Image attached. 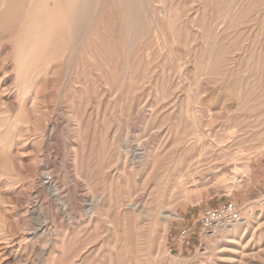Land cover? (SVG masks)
<instances>
[{
	"label": "rangeland",
	"instance_id": "1",
	"mask_svg": "<svg viewBox=\"0 0 264 264\" xmlns=\"http://www.w3.org/2000/svg\"><path fill=\"white\" fill-rule=\"evenodd\" d=\"M104 1L26 74L0 28V264H264V0Z\"/></svg>",
	"mask_w": 264,
	"mask_h": 264
},
{
	"label": "bare ground",
	"instance_id": "2",
	"mask_svg": "<svg viewBox=\"0 0 264 264\" xmlns=\"http://www.w3.org/2000/svg\"><path fill=\"white\" fill-rule=\"evenodd\" d=\"M91 1L92 0H16V4L14 6L12 0H0V28L3 29V31H4L3 34H6L5 36L8 37L9 39H11L13 41V45H15V47H16V54L18 56L17 60H16L17 71L18 72H24V73L25 72H32V71L40 68L42 64H45L46 62H48L50 60V56L53 53H56V52H59L60 54L63 52L65 53V50H67L68 47H70L69 44L71 42L68 44L67 40L69 39L71 32H74L73 38L79 36L81 33L82 29H81V26L78 25V20H80L81 18L86 16L87 5ZM101 1H103V0H101ZM109 1L111 2V0H109ZM115 4H116V2H115ZM115 4H114V6H115ZM118 6H119V4H118ZM108 9H110V7ZM102 12H104V11H102ZM109 12H111V11H109ZM121 16H122V14H121ZM121 16H120V18H121ZM105 19H106V17H105ZM109 21L110 20H108V22ZM113 22L114 21H112V23ZM125 24H127V23H125ZM114 25H115V27L119 28L121 23H120V25L118 24L119 27L116 26V24H114ZM105 27H107V26H105ZM109 30H110V28H109ZM118 31H119V29H118ZM123 32H124V29H123ZM114 33H115V30H114ZM120 37H121V35H120ZM102 45H104V44H102ZM105 45H107V44H105ZM57 48H58V50H57ZM88 48H89V46H88ZM103 48H104V46H103ZM107 50H108L107 52H109V48ZM94 51H96V50H94ZM113 52H114V50H113ZM111 54H112V52H111ZM68 57H69V55H68ZM126 69H128V68H126ZM129 70H130V68H129ZM23 78H25V77H23ZM197 138H200V136ZM141 157H143L142 153L139 154V159ZM231 158H232V160L234 159V157H231ZM135 205L137 206V204H135ZM158 205H159V203H158ZM159 207H160V205H159ZM156 208L158 209V207H156ZM159 213H162V211H159ZM171 214H172V216L175 215L174 212H172ZM164 217H166L165 214L161 215V217L156 215L154 218V221L158 222L160 225L161 220L164 219ZM152 218H153V215H152ZM233 231H234V229H230L229 233L230 232L233 233Z\"/></svg>",
	"mask_w": 264,
	"mask_h": 264
},
{
	"label": "built area",
	"instance_id": "3",
	"mask_svg": "<svg viewBox=\"0 0 264 264\" xmlns=\"http://www.w3.org/2000/svg\"><path fill=\"white\" fill-rule=\"evenodd\" d=\"M240 219V212L237 204L227 201L215 208H209L200 217V223L204 228L215 225H228Z\"/></svg>",
	"mask_w": 264,
	"mask_h": 264
}]
</instances>
